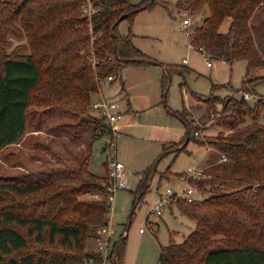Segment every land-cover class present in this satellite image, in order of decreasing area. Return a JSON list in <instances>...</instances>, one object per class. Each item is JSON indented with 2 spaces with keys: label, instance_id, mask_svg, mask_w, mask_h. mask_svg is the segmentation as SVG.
I'll use <instances>...</instances> for the list:
<instances>
[{
  "label": "trees",
  "instance_id": "1",
  "mask_svg": "<svg viewBox=\"0 0 264 264\" xmlns=\"http://www.w3.org/2000/svg\"><path fill=\"white\" fill-rule=\"evenodd\" d=\"M85 2L21 0L13 12L6 7L10 1L5 2L10 20L27 9L25 27L32 50L0 54V150L25 133L37 89L45 95L42 100L78 110L89 103L103 78L118 75L129 63L157 62L134 44L132 32L121 34L119 24L161 0H92L91 15L83 11ZM176 3L181 12L201 15L190 32L191 44L214 60H247L243 90H250V82L264 81V74L249 76L252 69L264 66V0ZM227 17L231 23L223 31ZM3 37L0 31V40ZM218 87L212 82L207 100L222 101L215 93ZM223 103L218 124L228 132L221 129L209 142L228 159L212 162L202 177L189 178L209 195L177 199L182 213L196 224L182 242L171 238L168 244L160 243V264H264V97L250 104L243 96L229 95ZM177 113L188 127L179 149L191 138L202 143L186 113ZM98 116H90L95 128L110 131L112 126ZM88 159L66 169L67 180L54 172L0 178V204L9 195L31 198L27 205L18 200V205L0 206V264H103L102 253L86 244L110 221V179L93 172ZM148 177L145 172L140 179L135 205L149 186ZM115 240L117 264H124L128 234Z\"/></svg>",
  "mask_w": 264,
  "mask_h": 264
},
{
  "label": "rangeland",
  "instance_id": "2",
  "mask_svg": "<svg viewBox=\"0 0 264 264\" xmlns=\"http://www.w3.org/2000/svg\"><path fill=\"white\" fill-rule=\"evenodd\" d=\"M7 1L10 4L6 7L13 12L21 0ZM7 1L0 0V31L4 35L0 54L30 52L25 27L27 9L16 20H10V12L6 16L4 10ZM161 1L119 24L121 34L132 32L134 44L157 62L129 63L114 78H103L89 103L78 110L68 111L61 102L42 100L45 95L40 96L37 89L29 107L25 133L0 150V178L38 177L54 172L58 179L67 180L65 170L78 168L89 157L90 169L111 179V159L122 162L128 185L116 187L108 217L109 225L116 231L113 240L123 232L128 234L126 264H160V243L168 244L171 238L182 242L194 228L196 221L182 213L176 201L158 214L156 198L161 192L165 195L169 187L175 190L187 187L190 177L204 176L208 164L220 161L222 152L209 141L220 129H225L218 124L224 114L223 102L229 95L241 93L248 66L245 59L231 63L208 57L190 40L189 33L201 21V15L191 16V24L185 25L186 15L179 11L176 0ZM228 19L223 21L222 30H228L231 23ZM258 74H264V66L252 69L249 76ZM212 82L219 83L215 93L222 101L207 100L213 91ZM253 84L249 83L251 96L246 98L250 104L259 96L264 97V81ZM102 94L118 102L123 112L116 130L113 127L110 131L98 130L90 120V116L99 115L92 102ZM177 111L185 112L190 126L203 133L202 143L191 138L186 148L179 149L187 140L188 127ZM189 167L198 172L190 176ZM145 172H149V186L135 205V191ZM69 181L72 180L68 178ZM191 184L197 189L194 193L197 199L209 195ZM30 199L9 195L0 206L18 205V200L27 205ZM99 235L98 229L96 235L88 238L87 249L98 251Z\"/></svg>",
  "mask_w": 264,
  "mask_h": 264
},
{
  "label": "built area",
  "instance_id": "3",
  "mask_svg": "<svg viewBox=\"0 0 264 264\" xmlns=\"http://www.w3.org/2000/svg\"><path fill=\"white\" fill-rule=\"evenodd\" d=\"M84 13L91 15L93 13V2L92 0H86L83 4ZM183 14L186 15L184 18V24H191V15L187 11H182ZM190 34V33H189ZM209 64H212L211 61H208ZM114 78L113 75H109L108 79ZM238 96H243L248 98L251 96L250 91L241 90V93ZM92 107L99 112V116L103 117L115 130L117 127V121L123 116V112L120 108V105L116 101H111L105 97L104 94L98 99L92 102ZM195 134L198 137H202L199 129L195 131ZM113 147H115L116 143L112 141ZM228 156L226 154H222L220 156L221 160H226ZM110 166L112 170L110 171V182L109 189L111 192V199L113 198V192L116 187H125L128 185L127 177L125 176V172L123 170L124 164L119 160L111 159ZM198 170L195 167H189L188 174L193 176L196 174ZM189 181V180H188ZM190 183V181H189ZM197 192V189L190 183L187 187H184L181 190H175L174 188L169 187L167 189V193H160V196L156 198L155 210L158 214H163L164 208L167 205H172L179 197H185L188 200L197 199L194 193ZM110 223V222H109ZM109 223L100 229L101 235L97 237L98 239V251H100L103 255V264L108 263L109 261L113 264L118 263V255L114 251L116 240L112 238L113 234L116 232L113 227L109 225ZM141 231H144V228H141Z\"/></svg>",
  "mask_w": 264,
  "mask_h": 264
},
{
  "label": "crops",
  "instance_id": "4",
  "mask_svg": "<svg viewBox=\"0 0 264 264\" xmlns=\"http://www.w3.org/2000/svg\"><path fill=\"white\" fill-rule=\"evenodd\" d=\"M263 16H264V15H263ZM228 18H229L228 20H229V23H230V22H231V17H228ZM223 31H226V30H223ZM258 75H259V74H258ZM220 130H221V129H220ZM186 147H187V146H186ZM208 165H209V164H208ZM208 165H207V166H208ZM123 262H124V264H126L125 261H123Z\"/></svg>",
  "mask_w": 264,
  "mask_h": 264
}]
</instances>
